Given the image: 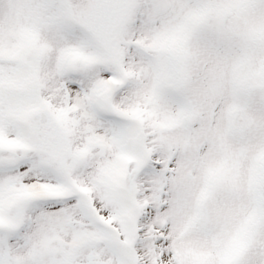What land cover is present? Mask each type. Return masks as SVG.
I'll use <instances>...</instances> for the list:
<instances>
[{
	"label": "snow or ice",
	"instance_id": "6c2138e0",
	"mask_svg": "<svg viewBox=\"0 0 264 264\" xmlns=\"http://www.w3.org/2000/svg\"><path fill=\"white\" fill-rule=\"evenodd\" d=\"M0 264H264V0H0Z\"/></svg>",
	"mask_w": 264,
	"mask_h": 264
}]
</instances>
